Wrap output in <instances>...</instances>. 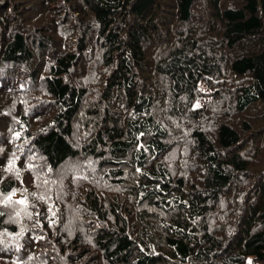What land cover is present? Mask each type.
<instances>
[{
  "label": "trees",
  "instance_id": "16d2710c",
  "mask_svg": "<svg viewBox=\"0 0 264 264\" xmlns=\"http://www.w3.org/2000/svg\"><path fill=\"white\" fill-rule=\"evenodd\" d=\"M248 256L264 0H0V264Z\"/></svg>",
  "mask_w": 264,
  "mask_h": 264
},
{
  "label": "rangeland",
  "instance_id": "374dc122",
  "mask_svg": "<svg viewBox=\"0 0 264 264\" xmlns=\"http://www.w3.org/2000/svg\"><path fill=\"white\" fill-rule=\"evenodd\" d=\"M200 88L203 93H208V89L205 87L204 84H200ZM207 99H208L207 97L198 99L195 103V106H200V105L202 106L204 102L207 101ZM240 264H258V263L253 262L252 257L248 256L247 259Z\"/></svg>",
  "mask_w": 264,
  "mask_h": 264
},
{
  "label": "snow or ice",
  "instance_id": "6c2138e0",
  "mask_svg": "<svg viewBox=\"0 0 264 264\" xmlns=\"http://www.w3.org/2000/svg\"><path fill=\"white\" fill-rule=\"evenodd\" d=\"M10 199V198H9ZM20 203H23V201H20Z\"/></svg>",
  "mask_w": 264,
  "mask_h": 264
}]
</instances>
